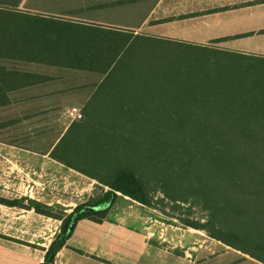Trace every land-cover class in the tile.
Segmentation results:
<instances>
[{"label": "trees", "instance_id": "1", "mask_svg": "<svg viewBox=\"0 0 264 264\" xmlns=\"http://www.w3.org/2000/svg\"><path fill=\"white\" fill-rule=\"evenodd\" d=\"M22 1L0 0V112L47 93L59 107L30 109L46 138L42 118L63 111L64 99L88 97L67 129L57 131L55 115L52 138L40 147L31 141L40 134H18L108 187L69 214L0 199L62 222L41 264H53L79 221H105L119 194L155 209L151 191L208 213L205 222L182 219V227L264 262V58L136 33L142 21L129 10L149 11L157 0ZM83 77L98 80L83 86ZM22 113L8 123L1 115L0 131L28 120Z\"/></svg>", "mask_w": 264, "mask_h": 264}, {"label": "crops", "instance_id": "2", "mask_svg": "<svg viewBox=\"0 0 264 264\" xmlns=\"http://www.w3.org/2000/svg\"><path fill=\"white\" fill-rule=\"evenodd\" d=\"M25 3L23 0L20 7ZM149 18L161 20L146 25L152 36L213 44L221 50L264 58V0H157ZM38 92L45 97L13 101L9 112L17 117L23 109L59 107L47 93ZM77 105L71 102L63 108L70 114ZM6 138L17 143L11 145ZM21 139L17 129L0 131V199H24V205L32 200L69 214L77 205L101 194L103 186L95 179L64 166L46 151L25 145ZM150 210L119 194L105 221L77 223L53 264H204L199 263L200 255L219 257L215 251L218 247L246 263L264 264L203 231L171 226ZM61 224L34 209L0 204V264L43 263Z\"/></svg>", "mask_w": 264, "mask_h": 264}, {"label": "rangeland", "instance_id": "3", "mask_svg": "<svg viewBox=\"0 0 264 264\" xmlns=\"http://www.w3.org/2000/svg\"><path fill=\"white\" fill-rule=\"evenodd\" d=\"M71 2L73 4L80 3L79 7L80 6L89 7V6H92L96 3V1H94V0H71ZM149 2L150 1H148L146 3H149ZM73 4L72 5L67 4V5H65L64 8L68 9V10H72L71 8L75 6ZM154 6L155 5H153L149 11H146L148 9V7H150L148 4H146V7L140 5L139 8L142 7L141 9L136 7V9L129 10V12H128L129 13L128 14L129 19H135V18H137V16H139L137 22L142 21L141 22L142 24H140V26L138 28H136V31H135L136 33L155 37V38H159L158 36L150 35L149 34V27H146L147 24L151 25V24H155L157 22H161L160 18L158 19V21H155V19L149 18L152 11L154 10ZM137 9H139V11H137ZM118 11H119V9H118ZM100 13H101V20L104 22H109L108 18H109V15H111V14L104 12V11H100ZM122 13L123 12H121V14ZM118 14H119V12H118ZM114 15H117V13H115ZM156 16H159V15H156ZM120 17H122V15H120ZM205 46L216 47L213 44H209V45H205ZM95 80H98V79L96 77H92L91 79L83 77L82 78V84H84L83 86H86L89 84L88 82H92ZM81 98L82 97L79 96V97H75V98L73 97L72 99H64L65 101L64 102L62 101V104L67 107V105H69L71 102L74 105H76V103H78L79 105H77V106H79V107H77V106L76 107H77V110L79 112H81L82 111L81 108L84 105V102L87 101L88 97L85 96L84 98H82V100H80ZM4 112L5 113H4L3 118H4V120H6V123H8L9 121H12L13 119L16 118V117L11 118L12 114L8 110H6ZM19 113H22L21 115L18 116L19 120H25L26 118L28 120H25L23 122H18V123H20V125L19 124L16 125L15 123H9V127H11L9 129H16L17 128L18 129L17 133L18 132H26V134H27L26 137L29 135L30 136H36L37 134H40V135H38V137H41L42 133H43L41 130L43 129V127L41 125H34L33 124V122H35V118H38V117L31 119V117L34 115L32 114L31 110H27V109H23V111H19ZM51 113H52V115L49 114L50 116H49L48 120H44V118H42L43 122L47 121V123H48L47 130L45 131L46 138L41 137L39 140H35V139L31 140V141H33L34 145L37 147H40L42 145V141H49L52 138L51 136L53 135L52 132H54L55 122H56L55 115L59 116L58 121L56 122V124L59 125V126L56 125L57 131L62 130V129H67V127L70 125V123L76 119V118L70 116V114L68 112V108H64V110L61 112H57V111L52 110ZM3 118L0 117V121ZM13 125H14V127H13ZM50 131H51V133H50ZM35 132H38V133L35 134ZM94 192L98 194V191H94ZM151 193L154 194V196H155V201H154V208L155 209H151L150 211L153 212L155 214V216H157L160 220L165 221L166 223L170 224L171 226H178V227L181 226L182 225V223H181L182 219L190 220L191 222H205L207 220V214L208 213L206 211H203L200 207L191 208V207H189L188 204H185V205L181 204V205H178V207H175L176 205L169 203L168 200L161 202L160 200L163 198L162 194L153 193L152 191H151ZM204 233L207 235L206 232H204ZM215 251L219 257H216V255L210 257L211 255L208 253L206 255L201 254L200 256H202V257L199 260V263L201 261V262H204V264H249V263H246V261H244V259L236 257V255H233V253H231V252H225L224 249H222L220 247L216 248ZM251 252L257 256L258 255L260 256V253L258 251H251ZM204 256L206 257L205 260H204V258H205Z\"/></svg>", "mask_w": 264, "mask_h": 264}, {"label": "built area", "instance_id": "4", "mask_svg": "<svg viewBox=\"0 0 264 264\" xmlns=\"http://www.w3.org/2000/svg\"><path fill=\"white\" fill-rule=\"evenodd\" d=\"M70 116L76 118L75 120H79L82 117L81 112L75 108L70 111Z\"/></svg>", "mask_w": 264, "mask_h": 264}]
</instances>
